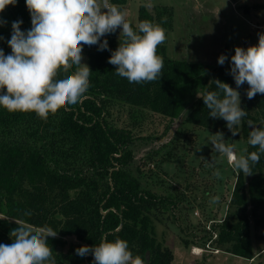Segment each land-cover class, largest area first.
<instances>
[{
  "label": "trees",
  "instance_id": "16d2710c",
  "mask_svg": "<svg viewBox=\"0 0 264 264\" xmlns=\"http://www.w3.org/2000/svg\"><path fill=\"white\" fill-rule=\"evenodd\" d=\"M110 2L123 10L127 0ZM172 17L169 7L156 15L145 5L139 7L138 22L151 21L165 33L172 26ZM0 20L6 21L0 26V49L8 55L12 23L21 20V31L25 32L32 27L26 0L9 5L0 13ZM118 33L119 29L101 38L107 39V50H98V45L83 47L92 72L80 102L49 114L47 120L32 112H9L0 107V243L11 244L10 231L23 224L33 230L51 228L58 235L76 237L79 242L68 252L57 250L61 244L57 236L48 238L56 264H93L92 253L80 257L76 249L98 245L103 236L127 241L133 255L145 261L149 252L150 264L172 262L170 249L163 250L156 239L151 213L165 202L173 206L174 200L143 183L133 135L110 124L111 108L118 103L142 106L170 118L182 116L195 126L227 132L226 121L209 116L210 110L196 92L218 91L216 79L234 88V78L226 65L167 57L164 42L157 49L163 58L161 76L152 82L129 83L108 63L111 52L119 46ZM74 70L75 66L68 73L61 71L57 78ZM241 108L248 113L242 118L248 141L252 130L249 122L264 126V94L257 93L252 99L246 95ZM247 149L249 153L258 151L248 143ZM251 171L247 187L242 172L237 175L231 197L238 210L236 218L224 219L215 229L219 245L231 243V252L252 258L250 216L257 224L264 206V154L251 165Z\"/></svg>",
  "mask_w": 264,
  "mask_h": 264
},
{
  "label": "clouds",
  "instance_id": "9594fccd",
  "mask_svg": "<svg viewBox=\"0 0 264 264\" xmlns=\"http://www.w3.org/2000/svg\"><path fill=\"white\" fill-rule=\"evenodd\" d=\"M17 0H0V13ZM31 15V29L21 31V20L12 23L11 38L7 41L11 54L0 49V107L9 112H32L47 120L66 105L81 101L89 88L92 72L82 63L83 47L98 45V50L108 49V41L102 37L121 29L119 46L111 52L108 63L116 66L115 73L129 83L155 81L161 76L163 58L157 54L158 46L166 40L165 30L151 21H142L134 29L126 19V13L109 0H26ZM6 21L0 20V26ZM3 39V37H0ZM226 55L218 57L223 65ZM57 78L61 71L68 73ZM230 74L236 88L213 80L218 91L197 89L212 118H222L233 135L247 111L241 108L237 90L245 82L249 88L247 98L264 94V33L258 43L246 49L236 47L231 56ZM248 145L258 151L248 152L247 147L238 155L234 145L225 143L223 133L212 134L209 141L213 151L225 157L233 170L251 175V165L259 162L264 154V126L249 122ZM251 162V163H250ZM220 177L221 172L213 173ZM219 202V197L213 198ZM27 215H31L27 213ZM11 244L0 243V264H56L48 238L57 232L51 228L33 230L23 224L9 233ZM92 253L93 264H146L144 257L134 256L128 242L123 239L108 240L103 236L98 245L76 249L84 257Z\"/></svg>",
  "mask_w": 264,
  "mask_h": 264
},
{
  "label": "rangeland",
  "instance_id": "374dc122",
  "mask_svg": "<svg viewBox=\"0 0 264 264\" xmlns=\"http://www.w3.org/2000/svg\"><path fill=\"white\" fill-rule=\"evenodd\" d=\"M140 5L154 15L163 7L173 10L165 41V55L172 59L220 66L218 57L223 54L228 57L223 65L231 68L235 48L256 45L259 34L264 33V0H127L123 11L131 24H139ZM120 31L117 43L123 38H119ZM82 55L81 62L87 64L84 49ZM248 88L245 82L237 89L240 100ZM108 120L114 127L131 131L136 165L144 172L143 183L174 200L173 206L165 202L151 213L157 241L173 255L170 264H264V206L257 224L250 216L252 258L231 252V243L219 245L216 241L217 225L237 216L231 197L238 173L225 157L213 151L209 141L212 134L223 133L225 143L234 145L238 155L244 154L241 150L247 147V138L242 121L233 135L229 129H206L187 123L182 116L170 118L126 103L112 106ZM216 170L221 172L220 177L213 174ZM242 175L247 187L251 175ZM217 196L219 202L213 203ZM57 238L61 239L59 252H68L79 242L75 236L57 234ZM194 247L203 250L194 254ZM150 260L149 253L146 264Z\"/></svg>",
  "mask_w": 264,
  "mask_h": 264
},
{
  "label": "built area",
  "instance_id": "2783aa9c",
  "mask_svg": "<svg viewBox=\"0 0 264 264\" xmlns=\"http://www.w3.org/2000/svg\"><path fill=\"white\" fill-rule=\"evenodd\" d=\"M202 250L200 248L194 247L192 251L194 254H199Z\"/></svg>",
  "mask_w": 264,
  "mask_h": 264
},
{
  "label": "water",
  "instance_id": "95a60500",
  "mask_svg": "<svg viewBox=\"0 0 264 264\" xmlns=\"http://www.w3.org/2000/svg\"><path fill=\"white\" fill-rule=\"evenodd\" d=\"M256 127H259L260 125L259 124H254ZM250 129H252L251 127H250ZM148 254H149V252H147L146 253V256H148Z\"/></svg>",
  "mask_w": 264,
  "mask_h": 264
}]
</instances>
